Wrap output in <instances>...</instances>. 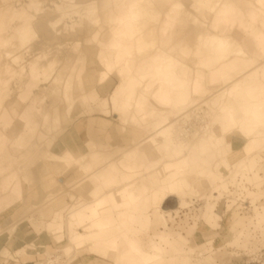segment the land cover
<instances>
[{"label": "bare ground", "instance_id": "6f19581e", "mask_svg": "<svg viewBox=\"0 0 264 264\" xmlns=\"http://www.w3.org/2000/svg\"><path fill=\"white\" fill-rule=\"evenodd\" d=\"M236 2L0 0V154L4 153L7 144L19 149L30 143L29 146L34 145L36 149L33 150L35 154L39 150L37 147L49 138L47 150L42 151L47 154L54 145L49 132H54L53 128L58 124V106L62 104L69 117L79 101H86L87 95L79 81L84 68L78 66L83 56L82 64L87 72L89 56L80 47V41L96 47L94 57L101 68L97 84H105L114 71L117 72L119 83L109 95L111 110L106 115L118 117L121 133L130 126L137 134L140 129L146 134L134 140L127 150L126 147L114 148L117 150L115 155L123 150L119 156L112 154L114 158L109 154L97 158L95 153L86 150L78 155L73 145L65 146L60 154L49 151L47 157L43 156L49 157L51 163L64 164L61 168H66L69 161L90 158L92 170L85 169L87 173L76 181L78 185L95 179L100 172L96 180L103 194L98 199L67 214L66 221H49L44 225V231L54 241L62 239L65 231L71 236L67 252H78L90 246L116 258L114 264H194L193 248L179 254L170 247L166 237L156 235L159 242L150 243L146 248L133 238L140 237L145 228L138 226L143 215L139 207L149 208L156 191L150 169L162 167L159 171L170 178L164 191L157 195V207L164 211L186 209L180 191L188 185L187 178L193 173V170L184 173L188 168L187 157L203 158L212 152V157L217 158L225 150V137L235 134L244 140L241 147L244 158L236 164L240 166H236L232 174L229 173L231 169L228 171L232 178L229 185L244 196L240 194L233 198L231 206L226 208L231 210L240 200H250V205L255 207L254 220L262 223L264 203L261 204L260 199L264 195L260 189L264 185V176H260L258 167L264 157V0H239L241 5ZM69 35L74 39L66 44L63 40ZM56 41H61L57 46L60 49L65 44L70 45L61 53L66 57L73 56V63L66 64L64 75L62 72L52 74L54 62L45 63L48 52L39 49L41 45ZM62 42L65 44L61 45ZM253 64V69L246 72ZM76 80L82 97L73 98L69 91ZM237 81L243 87L245 99L236 109L226 102L234 100L240 91ZM217 85H222L221 90L212 94L217 102L199 98L202 94L205 96L207 87L214 92ZM150 97L156 99V103L166 104L164 106L170 107L172 113L154 109ZM13 114H16L15 118H12ZM15 126L19 127L18 131L13 129ZM9 129L11 134L15 133L12 139L5 134ZM30 133L31 137L33 134L37 137V140L33 138V141H39L37 145L30 142L32 138L27 142ZM187 138L191 143H186ZM153 140L158 145L143 151ZM29 152H26L28 156L34 155ZM148 154L155 155L157 163H144ZM6 156L7 153L3 157L8 159ZM3 157L0 156V160ZM104 159L109 163L101 169L99 161ZM5 166H0V172H6ZM239 169H243L242 173H237ZM13 178L9 174L3 181L4 187L12 182L10 189L18 202L22 192ZM205 179L209 182L208 194L212 200L228 193L227 181L214 172H207ZM246 184L256 192L246 188ZM171 199L174 204L166 208ZM2 200L12 203L9 196L0 198ZM58 216L60 218V214ZM215 217L218 216L206 211L203 220L213 229L217 228ZM134 218L139 223H133ZM124 223L128 226L124 227ZM74 224L84 229V236L72 235ZM191 238L195 241L194 236ZM260 241L258 259L264 247V224ZM106 261L110 262L109 259ZM106 261L102 263L108 264Z\"/></svg>", "mask_w": 264, "mask_h": 264}, {"label": "rangeland", "instance_id": "374dc122", "mask_svg": "<svg viewBox=\"0 0 264 264\" xmlns=\"http://www.w3.org/2000/svg\"><path fill=\"white\" fill-rule=\"evenodd\" d=\"M235 1L241 5L239 0ZM52 15L53 17L55 16L54 14ZM72 39L74 38L69 35L63 40V42L66 44L67 42L71 43ZM60 42L61 41L54 42L57 43V45L53 42H49L45 45L39 46V49L40 51L42 50L44 52H48L45 63L50 61L54 62L52 74L62 72L64 75L66 72V64L71 65L73 63V56L66 57L65 53H61L65 52L70 45H66L62 42L63 44L61 45L65 44L62 46V49H60V47L57 48V46L60 45ZM79 45L84 48V52H87L89 56L87 58V72L85 70V66L82 64V60L84 59L83 56L78 66L81 67V69L84 68L79 75V81H82L87 98L83 103L80 101L78 102L69 117L66 116L64 112V106L62 104L58 106V122L56 121L58 124H54H56V127L58 125L59 126L57 129H55L56 127L53 128L54 126H51V128L57 131L49 132V136L53 137L52 140H54V145L51 146L48 153L51 151L53 153L60 154L65 149V146L73 145L75 146L74 151L78 155L81 151L86 150L88 153H95V155H93L97 158L106 154L112 156V154L117 151L114 148L123 149L126 147L124 149L127 150L129 149L128 146H130L134 140L141 139L146 134H144L141 129L139 130L140 132L138 131L139 134H137L135 129L132 127L130 128V126H127L125 133H121L122 124L118 120V117L113 114H110L111 116L106 115V112L111 110V107H109V95L113 88L118 85V78L116 75H111L105 84H97V75L101 68L97 65L94 57L96 54V47L91 43L86 44L83 41H80ZM253 67L254 64L251 65L246 72L253 69ZM238 81L240 82L241 80L238 79ZM238 81L237 83L239 84ZM76 83L77 80L71 85L70 91L72 94L69 91V94L73 98H78V95L82 97V93L79 91L80 88L76 86ZM217 87V89H214V92L213 90H209L207 87V90L204 91L206 92L204 93L205 96L202 94L199 98H208L209 100H215V102H217V100L213 98L212 94L221 90L222 85H217ZM238 89H240V91L235 95L234 100L232 99L226 102L227 104L230 102V107L236 108L240 101L245 99L241 84H239ZM156 102V99L150 97V103H152V107L154 109L162 110L165 113H172V111H169L170 107L164 106L166 104ZM47 103L48 99L46 100L45 106ZM238 116H240V113H238ZM15 117L16 114H13L12 118ZM93 117L105 119L106 122H103L104 125L101 124V126H99L94 123L93 119H91ZM14 128L18 131L19 127L15 126L13 129ZM11 131L12 130L9 129L5 132L9 139H12L15 135V133L11 134ZM30 135L31 133L27 135V142L30 138H32L30 142L33 141V138H35V134H33L32 137ZM49 140L51 141L49 138L46 139V141L44 140L42 146L39 148L37 147L39 150L35 152V154L34 151L36 149L34 148V145L30 147L29 145L32 143L28 144L27 142L26 144H28L29 148L28 146L23 145V148L20 147L18 149L16 146V148H14L13 146H9V144H7L9 146L8 150L6 145L5 151L3 149L4 153L2 152V154H0V156L3 157L7 153L6 157H8V159L3 157V159L0 160V162H2V165L0 163V166L4 167L6 165L5 167L7 168L6 172H0V195L4 198L5 196H9L12 199V203L10 204L6 203L5 200H2V202L0 201V240L3 241V239L6 238L11 239L15 234L16 236L19 234L18 239L22 241V243H19V247H17V245L13 251L9 250L10 253L2 249L0 252L1 257L3 256L5 258V264H24V261L21 258L19 259L14 255L16 250L24 247V250L26 251L25 254H31L33 256L34 254H37V256L30 259L31 262L29 264H103L102 261H106L107 259L110 260V262L106 261L108 264H114L116 262V258L113 259L114 257H108L106 253L96 251L90 246L84 247L78 252H67L66 249L71 246V236H67L66 231L65 234H63L62 239L60 238L55 241L50 234L44 231V225L47 222H57L60 220L66 221V218L70 213L75 211L84 203L98 199L103 194V191L98 186V182L96 180L100 172L96 174L95 179L91 178L82 185H78L77 183L86 175L87 172L85 169L92 170V166L89 165L90 162L88 161L90 158L84 159L83 161L80 158L79 160H75V162H73L74 160L69 161L68 164H66V168H61L64 164L59 165L49 162V157L48 159L46 158L49 154H43L42 152L43 150H47L46 145L49 143ZM35 141L33 142L37 145L39 141ZM185 141L188 144L191 143L190 138L185 139ZM243 143L244 140H242L237 134L229 135L225 137L224 152L222 151L220 156H217V158L212 157V152L203 158L193 156L190 159V157H187L188 168L184 170V173L192 170L193 173L191 177L187 178L188 185L180 191L181 200L186 203V209H169V211H164L161 207H157V195L164 191L166 188L165 184L170 181V178L167 175H163L159 171L162 167L154 166L151 168V180L156 186V191L153 193V198L150 200L149 208L145 209L139 207L140 211L143 213L140 218L142 222L139 223L136 218H134V221L132 219L133 223H139L138 226L140 228H143V226L145 227L143 229L144 233L140 234V237L133 236V238L140 241L141 245L146 248L150 243L159 242L157 240L158 235L160 237H166L170 240V247L176 250L179 254H183L193 248L191 257L194 264H202V262L204 264H264V256L261 259H258L261 243L260 231L262 230L264 220L262 223H256L254 220L255 207L253 208V206L250 205V200L247 199L245 202L242 200L237 202L235 204L236 206L234 205L231 210L226 208V206H231L230 202L233 198L238 195L240 196V194L244 196L243 192L234 189L229 185L232 180L229 173L232 174V172L236 169V164H239L244 158L241 152ZM157 145L158 142L153 140L151 143L144 146L143 151L146 152L151 146ZM27 150L33 152L34 155L31 156V154L28 156L26 154V152H28ZM122 151L123 150H120L119 152L122 153ZM40 152L43 155H41ZM37 153L39 156H37ZM44 155L46 156L45 158L43 157ZM119 155L117 154L115 157ZM146 157H148V162L145 160L144 163H149V165L157 163L155 160L157 157L155 155L148 154ZM112 158L114 157L112 156ZM99 159H101V157ZM261 159L263 160V163H260L258 173L260 176H264L262 175L264 174V157ZM108 163L109 161H106V159L99 161L101 169L107 166ZM157 168L158 170H156ZM242 170L243 169H239L237 173H242ZM210 171L214 172V174L218 177L225 179L227 181L226 184L228 185V193H222L219 196H215L216 199L214 200H212L213 197L208 194V189H210L209 182L205 179L207 172ZM9 174L14 176L13 182L19 183L20 185L19 187L22 192V198H20L18 202L16 195H14L11 190L12 182L4 187L3 181H5ZM197 185L199 187H197ZM244 186L248 189L250 188L247 184ZM198 188H201L202 190ZM253 189L254 188H250L252 192H256L255 189ZM260 190L264 195V185H262ZM1 196L0 198L4 199ZM263 198L264 196L260 199L261 204L264 203ZM153 202L155 203L154 205ZM173 204L174 200L171 199L165 207H171ZM262 207L264 208V204ZM52 208L56 212L62 210L60 218H51ZM5 209H7V211H3ZM14 210L15 214L10 216ZM206 211H210L218 216L217 218H214V224L217 228L212 229L204 222L203 215ZM123 226L127 227L128 224L124 223ZM21 227L24 229L22 230ZM77 229L81 233H78L79 231ZM242 229L244 230L242 231ZM72 230V235L74 236L85 235L84 229L77 224L72 226ZM240 231H242L241 235L233 239V236ZM156 235L157 237H155ZM192 236L195 237V241L194 238H191ZM21 237H24V239H21ZM154 239L156 241H154ZM167 247H169L168 244ZM57 258H59V261Z\"/></svg>", "mask_w": 264, "mask_h": 264}, {"label": "crops", "instance_id": "0c3cea01", "mask_svg": "<svg viewBox=\"0 0 264 264\" xmlns=\"http://www.w3.org/2000/svg\"><path fill=\"white\" fill-rule=\"evenodd\" d=\"M115 72V74L114 75H116V77L118 78V75H117V72L116 71H114ZM95 88V87H94ZM93 88V89H94ZM93 92V91H92ZM89 94V93H88ZM92 94V93H91ZM78 97H80V95H78ZM109 107H111L110 105H109ZM101 108H102V105H101ZM104 111V110H103ZM91 119H93L94 120V123H96L97 125H99V126H101V124L102 125H104V123L103 122H106V120L105 119H102V118H95V117H93V118H91ZM89 121V120H88ZM87 124H88V122H87ZM95 124V125H96ZM96 125V126H97ZM62 212V210H60V211H58V212H56V211H54V209L52 208L51 209V215H52V217L51 218H59V216H58V214H62L61 213ZM13 214H15V210L14 211H12V214L10 215V216H12ZM144 220H145V218H144ZM146 222V221H145ZM21 229L23 230L24 228L23 227H21ZM21 231V230H20ZM18 235L19 234H17V236H16V234L11 238V239H9V238H6V239H3V241L2 240H0V252H1V250L3 249L4 251H7V252H9V250L10 251H13L14 250V248L17 246V247H19V243L21 242L22 243V241L20 240V239H18ZM21 239H24V237H21ZM10 253V252H9ZM26 253V251L24 250V247L23 248H20V249H18V250H16L15 251V253H14V255L17 257V258H21L23 261H24V264H29L31 261H30V259L31 258H33V257H35V256H37V254H34V256L33 255H31V254H25ZM5 258L2 256L1 257V255H0V264H5V262H6V260H4ZM96 261V260H95ZM237 264H242V263H237ZM243 264H247V263H243Z\"/></svg>", "mask_w": 264, "mask_h": 264}, {"label": "built area", "instance_id": "2783aa9c", "mask_svg": "<svg viewBox=\"0 0 264 264\" xmlns=\"http://www.w3.org/2000/svg\"><path fill=\"white\" fill-rule=\"evenodd\" d=\"M246 206V205H245ZM264 256V247H262L260 259Z\"/></svg>", "mask_w": 264, "mask_h": 264}]
</instances>
